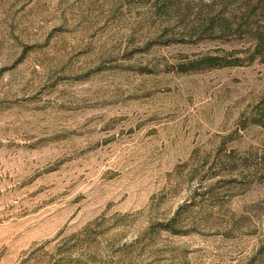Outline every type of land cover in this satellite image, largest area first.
Returning <instances> with one entry per match:
<instances>
[{
    "label": "rangeland",
    "instance_id": "374dc122",
    "mask_svg": "<svg viewBox=\"0 0 264 264\" xmlns=\"http://www.w3.org/2000/svg\"><path fill=\"white\" fill-rule=\"evenodd\" d=\"M251 9L0 0V264H264V63L190 64Z\"/></svg>",
    "mask_w": 264,
    "mask_h": 264
},
{
    "label": "trees",
    "instance_id": "16d2710c",
    "mask_svg": "<svg viewBox=\"0 0 264 264\" xmlns=\"http://www.w3.org/2000/svg\"><path fill=\"white\" fill-rule=\"evenodd\" d=\"M250 4L252 6L251 13L255 14L259 10V13L263 15L262 20H252V17L248 13L244 14L245 11L240 15L241 20L229 18V23H226L227 19L224 17L216 24H214L215 22L212 19H209V22L215 26V31L219 32L220 35H226V42H231L230 38L227 37L235 36V39L249 45L247 50H235L228 53L218 51L216 54H206L191 61V69L200 70L225 66H240L244 62L252 63L255 60L264 63V0H250ZM243 54L245 55L244 57L241 56Z\"/></svg>",
    "mask_w": 264,
    "mask_h": 264
}]
</instances>
